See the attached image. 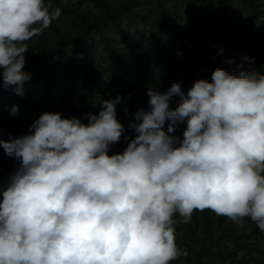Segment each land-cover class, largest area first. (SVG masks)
Instances as JSON below:
<instances>
[{
  "label": "clouds",
  "instance_id": "clouds-1",
  "mask_svg": "<svg viewBox=\"0 0 264 264\" xmlns=\"http://www.w3.org/2000/svg\"><path fill=\"white\" fill-rule=\"evenodd\" d=\"M60 16L53 0H0V76L16 95L31 79L28 42ZM147 95L134 138L117 95L87 123L45 112L27 134L0 139L18 162L0 182V264H172L176 217L189 223L197 210L264 231V71L218 67L187 94L173 83ZM185 119L183 138L169 135ZM122 136L126 148L109 155Z\"/></svg>",
  "mask_w": 264,
  "mask_h": 264
},
{
  "label": "trees",
  "instance_id": "trees-1",
  "mask_svg": "<svg viewBox=\"0 0 264 264\" xmlns=\"http://www.w3.org/2000/svg\"><path fill=\"white\" fill-rule=\"evenodd\" d=\"M212 1L190 7L188 0H53L61 16L28 42L22 71L31 79L24 95H16L15 86L5 87L0 76V139L27 134L50 109L87 123L86 113L97 114L100 100L117 95L122 97L117 119L124 135L134 138L128 125L136 111L147 108L149 89L165 93L179 83L187 94L195 81L211 82L218 67L232 72L242 64L244 70L264 71V0H243L250 12L242 27L234 20L230 0ZM208 14L217 15L215 24H203ZM176 51L187 55L176 60ZM244 56L255 62L249 64ZM178 100L173 98L172 108ZM13 105L18 106L16 115L11 114ZM186 127L185 119L169 135L182 139ZM127 143L122 136L109 155L122 153ZM16 167L18 162L0 148V182ZM176 220L182 255L172 264H264V231L250 220L241 227L211 210L195 211L189 223L179 216Z\"/></svg>",
  "mask_w": 264,
  "mask_h": 264
},
{
  "label": "rangeland",
  "instance_id": "rangeland-1",
  "mask_svg": "<svg viewBox=\"0 0 264 264\" xmlns=\"http://www.w3.org/2000/svg\"><path fill=\"white\" fill-rule=\"evenodd\" d=\"M113 1H122V0H113ZM191 2L190 7H195L197 5H199L201 2H204L206 0H188ZM213 3L215 2V0L212 1ZM231 5H232V11L234 14V20H236V23L239 25V27L243 26V22L246 19V17L248 16L250 9L249 6L243 3V0H230ZM72 4H74L73 1H71ZM213 11H216V13L219 11V8L217 6H215L213 8ZM216 14H208L205 16V18L203 19V24H208V25H213L216 22ZM47 31H45L46 33ZM44 33V34H45ZM205 37L210 35V32H205L203 34ZM145 48V46L142 47V49ZM178 52L176 51L175 54V59L176 60H182L183 56H186L187 54L184 53L185 55H181V54H177ZM146 88H144L145 90ZM11 105L13 102V98L9 99L8 101ZM49 112H52V110L50 109ZM111 153V150H110Z\"/></svg>",
  "mask_w": 264,
  "mask_h": 264
}]
</instances>
